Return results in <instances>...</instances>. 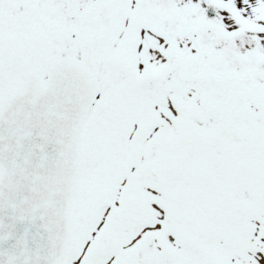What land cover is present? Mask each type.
I'll return each instance as SVG.
<instances>
[{
    "label": "snow or ice",
    "instance_id": "6c2138e0",
    "mask_svg": "<svg viewBox=\"0 0 264 264\" xmlns=\"http://www.w3.org/2000/svg\"><path fill=\"white\" fill-rule=\"evenodd\" d=\"M0 264H264V0H0Z\"/></svg>",
    "mask_w": 264,
    "mask_h": 264
}]
</instances>
